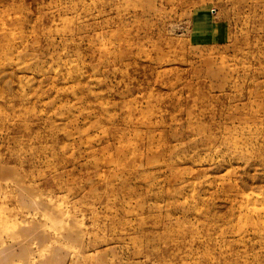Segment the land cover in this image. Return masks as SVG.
Here are the masks:
<instances>
[{
    "label": "rangeland",
    "instance_id": "obj_1",
    "mask_svg": "<svg viewBox=\"0 0 264 264\" xmlns=\"http://www.w3.org/2000/svg\"><path fill=\"white\" fill-rule=\"evenodd\" d=\"M0 264H264V0H0Z\"/></svg>",
    "mask_w": 264,
    "mask_h": 264
}]
</instances>
